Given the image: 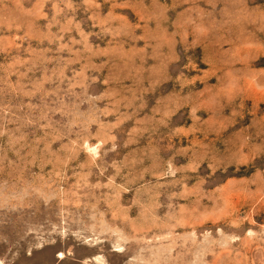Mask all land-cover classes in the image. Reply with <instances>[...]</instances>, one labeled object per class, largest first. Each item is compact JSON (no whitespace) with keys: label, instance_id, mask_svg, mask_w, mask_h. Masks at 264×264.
I'll return each mask as SVG.
<instances>
[{"label":"rangeland","instance_id":"rangeland-1","mask_svg":"<svg viewBox=\"0 0 264 264\" xmlns=\"http://www.w3.org/2000/svg\"><path fill=\"white\" fill-rule=\"evenodd\" d=\"M0 264H264V0H0Z\"/></svg>","mask_w":264,"mask_h":264}]
</instances>
